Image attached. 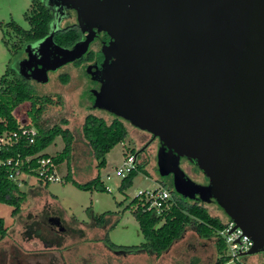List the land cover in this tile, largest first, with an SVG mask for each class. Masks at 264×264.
<instances>
[{
  "label": "water",
  "instance_id": "water-1",
  "mask_svg": "<svg viewBox=\"0 0 264 264\" xmlns=\"http://www.w3.org/2000/svg\"><path fill=\"white\" fill-rule=\"evenodd\" d=\"M59 1L87 24L84 40L71 49L40 41L37 81L104 32L111 61L93 107L157 138L174 192L213 201L251 241L242 256L261 253L264 264V0ZM180 158L207 184L185 179Z\"/></svg>",
  "mask_w": 264,
  "mask_h": 264
},
{
  "label": "rangeland",
  "instance_id": "rangeland-1",
  "mask_svg": "<svg viewBox=\"0 0 264 264\" xmlns=\"http://www.w3.org/2000/svg\"><path fill=\"white\" fill-rule=\"evenodd\" d=\"M31 2L32 0H0V26L5 28L6 24L12 22L14 26L26 30L28 26L23 16ZM50 13L52 14L53 11L51 10ZM66 13L67 16L65 14V19L62 17L60 21L59 26L61 28L74 23V16L71 14L73 12ZM1 37L0 29V77L5 70L10 68L18 74L23 62L21 58L27 46L25 44L21 45L19 50L11 56L1 43ZM9 41L11 43L13 38L9 37ZM93 48L91 47V49ZM85 64L86 62L84 61L77 64H67L55 71L48 72L46 75L48 81L46 83H37L30 80L27 83L37 96H46L49 100V103L44 107L38 117V127L47 129L64 120L66 122L65 128L71 132L74 140L75 156L70 162H63L58 165L56 172L58 178L65 174L67 169L73 171V163L78 166V169L75 168V170H78L77 179L79 181H83L90 174L93 175L95 171L91 154L80 137V127L86 115L100 118L106 124H109L114 119L122 123L126 132L124 141L117 144L105 155V165L97 171L99 174V182L106 186L109 192L95 189L91 191H80L70 184L63 183L62 180L57 183H49L46 191L56 197V200L52 199V201L58 202L66 215L72 216L73 214L74 219L79 222L82 221L90 224L89 215L91 213L96 215L106 213L108 216L100 225L105 231V233L103 231L101 232V238L106 244H111L116 249L121 250L120 247L136 246L143 242L136 222L130 211L126 209V206L138 191H150L159 186L169 191L170 199L171 197L173 200H183L184 198L174 192L172 174L163 176L159 173L157 155L160 143L158 139L153 138L145 131L135 128L106 110L93 107L91 98L93 84L86 77ZM27 110L28 104L26 103L17 106L13 110V116L18 123L29 125V120L25 115ZM61 148L62 142L57 137L43 153L52 157ZM130 154L135 156V165L139 167L140 171L132 180L130 187L123 192H119L117 187L120 183V178L115 177L114 171L123 157ZM178 168L191 182L198 185L207 184V179L198 168L186 159L181 158L178 161ZM107 175L108 180H105V176ZM22 179H26L28 184H32L36 180L33 176L21 175L19 183H17L20 186L19 190H24V192H26L27 188H24L20 182ZM24 202L34 201L29 196H26ZM67 206L71 207L70 213L66 209L68 208ZM202 206L210 215L217 216L221 221L227 220V217L214 202L202 203ZM11 209L9 206L0 204V218L3 219L5 227L9 228L8 231L14 227V221L10 216ZM108 226L111 227L109 228V234L106 231L108 230ZM222 246L223 263L225 264H263V256L261 253L241 256L237 262H227L225 257L228 256V249L225 245L222 244ZM113 248L111 249L112 251Z\"/></svg>",
  "mask_w": 264,
  "mask_h": 264
},
{
  "label": "trees",
  "instance_id": "trees-1",
  "mask_svg": "<svg viewBox=\"0 0 264 264\" xmlns=\"http://www.w3.org/2000/svg\"><path fill=\"white\" fill-rule=\"evenodd\" d=\"M58 6L54 4V11L51 14L52 7L47 5L46 0H32L23 16L28 26L26 30L14 26L12 22L6 24L5 28L0 26L1 43L9 55H14L24 43L38 42L51 30V39L55 45L67 48L77 43L80 34L75 26L62 28L59 26L62 17L56 13ZM9 37L13 38L11 43ZM25 103L28 104V110L25 115L29 120V125L35 128L37 135L33 139L32 144L24 143L7 154H0V158L14 156L16 153H19L22 158L39 154V158H50L55 167L63 162L68 163L74 140L71 132L65 128L66 122L61 120L47 129L38 127V117L49 103V100L46 96H37L27 81L22 79L11 68L5 70L0 77V134L17 129L19 123L13 116V110ZM125 135V129L119 120L114 119L109 124H106L100 118L86 115L80 127V137L89 149L95 163L96 175L93 179L83 184L75 182L67 175L65 183L71 184L80 191H91L93 189L104 191L102 184L99 182L97 171L104 167L105 155L117 144L122 143ZM57 137L62 142L61 150L52 157L43 153ZM33 162L31 163V168L35 167ZM139 171V167L135 165L125 177L120 179L117 187L118 191L123 192L129 188ZM28 175L33 176L34 174L29 173ZM183 175L185 179H188L184 173ZM182 198L186 200H173L171 197L170 207L158 216L151 212H142V208L137 205V199L132 198L126 209L130 211L136 222L143 242L139 245L125 248V250L158 256L165 252L182 235L185 229L194 231L202 239L215 238L216 232L222 230L224 224L217 218L208 215L197 196ZM22 200L23 194L18 191L16 183L9 181L6 178V174L0 172V204L11 207V215H15ZM105 216L108 215L103 213L96 216L94 218L95 223L101 225ZM4 233L3 221L0 219V238L3 237ZM110 246L113 247L111 244ZM215 247L217 254L221 257L223 251L222 242L215 239ZM223 261V258H218L215 264H221Z\"/></svg>",
  "mask_w": 264,
  "mask_h": 264
},
{
  "label": "crops",
  "instance_id": "crops-1",
  "mask_svg": "<svg viewBox=\"0 0 264 264\" xmlns=\"http://www.w3.org/2000/svg\"><path fill=\"white\" fill-rule=\"evenodd\" d=\"M85 147L87 148L86 145ZM74 156L73 143L69 162ZM73 164V171L67 169L65 174L61 175L63 183L67 175L80 184L90 181L96 175L95 170L93 175L90 174L83 181H79L78 170H75L78 166ZM93 165L95 169V163ZM20 182L27 190L20 191V186L17 185L18 191L23 194V200L15 215H11L10 211L14 227L8 231L9 228L5 227L3 219L0 218L5 232L0 238V264H215L218 258L222 257L216 252L215 239L219 240L217 237L202 239L190 229H185L182 235L158 256L144 252H128L125 250L128 247H120L121 250H118L103 242L101 238V232L105 233L104 228L94 221V218L101 214L91 213L90 224L79 222L74 219L72 213L71 218L66 215L58 202L52 201L56 200V197L46 191L49 184L44 185L36 180L28 184L26 179ZM26 196L34 202H24ZM67 207L70 213L71 207ZM208 215L217 218L209 213ZM106 218L107 216L104 217ZM217 219L222 224L227 222ZM110 226L106 230L108 234Z\"/></svg>",
  "mask_w": 264,
  "mask_h": 264
},
{
  "label": "built area",
  "instance_id": "built-area-1",
  "mask_svg": "<svg viewBox=\"0 0 264 264\" xmlns=\"http://www.w3.org/2000/svg\"><path fill=\"white\" fill-rule=\"evenodd\" d=\"M36 135L37 132L34 127L19 123L16 130L0 134V154H7L24 143L32 144ZM38 156L39 154L22 158L19 153H16L14 156L0 158V172H4L6 178L16 185H18L17 182L21 175H28L29 173H33L36 181L44 185L61 182V179L56 175V167L51 159L39 158ZM32 162L35 164L34 168H31ZM134 166L135 156L131 154L124 156L115 168V177L122 179ZM105 180H108V175L105 176ZM102 187L105 192H109L106 186L102 185ZM134 198L137 199V205L142 208V212H151L155 216L161 215L170 207V194L163 187L158 186L150 191H138ZM216 237L228 249V256L225 257L227 262H237L238 258L247 252L252 245L249 238L242 234L239 229L233 228V223L229 220L224 224L222 230L216 232ZM221 264L225 263L222 262Z\"/></svg>",
  "mask_w": 264,
  "mask_h": 264
},
{
  "label": "flooded vegetation",
  "instance_id": "flooded-vegetation-1",
  "mask_svg": "<svg viewBox=\"0 0 264 264\" xmlns=\"http://www.w3.org/2000/svg\"><path fill=\"white\" fill-rule=\"evenodd\" d=\"M48 1H50V2H48ZM46 2H47V5L52 7V11H54V8H53L54 4L59 5L56 13L58 14V16H61L63 18L65 17V14L67 16L66 12H68V13L73 12L71 14H73V16H74V23H71L70 25H66L64 27L75 26L79 30V34H80L79 40L77 41V43H81L84 40V35L82 33V29L86 28L87 24L81 20L78 23L75 12L71 9L61 7L59 0H46ZM51 4H52V6H51ZM48 36H50V39H51L52 30L49 31V33L44 38H46ZM43 39H41L35 43H33V42L24 43L25 46H27V47H26V50H24L25 53L21 58V60L23 62L20 66V70L18 71V74L22 79H24L26 81L30 80V81L37 82V83H46L48 81L47 77H46L45 82L37 81V78H41V74L37 70L38 69L37 65L34 66L36 63V60H37L35 48H36V45L40 41H42ZM51 42L53 43L52 39H51ZM108 42H109V39H108L107 35L104 32L99 31L93 37L92 41L88 44L86 52L79 59L72 61L70 63H67V64H77V63H80L83 61L86 62L85 66H84L85 72H86L85 74H86V77L88 78V80L93 84V87L91 88L92 101L94 100L93 93L98 92V90H99V87L101 84L102 72H103L104 68L106 67V65L111 61V59L107 60V58H106V62H104V55L102 53V49L108 45ZM24 44H22V45H24ZM71 47H67L64 49H71ZM91 47H94V48L91 49ZM61 48H63V47H61ZM67 64H65V65H67ZM48 72H51V71H46L45 74L47 75ZM90 72L92 74H90Z\"/></svg>",
  "mask_w": 264,
  "mask_h": 264
}]
</instances>
